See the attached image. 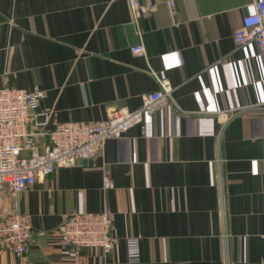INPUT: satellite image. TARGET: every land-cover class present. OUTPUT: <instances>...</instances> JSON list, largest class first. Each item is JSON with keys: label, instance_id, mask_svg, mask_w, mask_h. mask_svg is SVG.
Segmentation results:
<instances>
[{"label": "crops", "instance_id": "obj_1", "mask_svg": "<svg viewBox=\"0 0 264 264\" xmlns=\"http://www.w3.org/2000/svg\"><path fill=\"white\" fill-rule=\"evenodd\" d=\"M138 1L157 5L134 21L127 0H0V87L44 92L39 150L58 122L139 108L159 79L173 98L96 157L1 188L0 218L26 214L32 233L23 256L0 249V264H264V53L232 37L256 0ZM140 40L144 55L130 50ZM106 208L112 249L70 258L57 226Z\"/></svg>", "mask_w": 264, "mask_h": 264}, {"label": "built area", "instance_id": "obj_2", "mask_svg": "<svg viewBox=\"0 0 264 264\" xmlns=\"http://www.w3.org/2000/svg\"><path fill=\"white\" fill-rule=\"evenodd\" d=\"M132 20L139 14H148L157 2L127 0ZM172 5V0L168 1ZM236 47L248 42L264 53V0L254 1L252 12L241 17L240 24L232 31ZM137 55H144L145 48L140 40L130 46ZM167 80L159 79V89L141 95L139 108L114 107L97 121L68 120L55 124L48 132V143L38 149L33 128L45 123L49 108H39L44 92L38 88L26 90L15 86L0 87V189H10L20 182L28 187L59 166L78 165L81 160L98 155L104 141L121 137L126 130L141 124L145 114L172 104V86ZM26 152V153H23ZM105 182H107L105 178ZM114 215L108 208L91 211H74L65 216L55 232L60 244L70 258L78 256L82 248H100L108 253L118 240L113 226ZM32 227L26 214L9 211L0 218V249L15 256H23L31 242ZM126 259L140 257L139 238L126 237Z\"/></svg>", "mask_w": 264, "mask_h": 264}]
</instances>
